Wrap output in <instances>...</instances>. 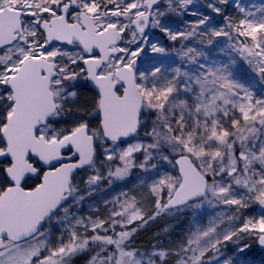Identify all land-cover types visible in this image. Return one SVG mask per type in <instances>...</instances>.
<instances>
[{"label":"snow or ice","instance_id":"1","mask_svg":"<svg viewBox=\"0 0 264 264\" xmlns=\"http://www.w3.org/2000/svg\"><path fill=\"white\" fill-rule=\"evenodd\" d=\"M192 4L0 0V264H239L264 249V213L244 214L264 209V4ZM135 169L140 194L80 214ZM186 210L175 246L133 243Z\"/></svg>","mask_w":264,"mask_h":264},{"label":"rangeland","instance_id":"2","mask_svg":"<svg viewBox=\"0 0 264 264\" xmlns=\"http://www.w3.org/2000/svg\"><path fill=\"white\" fill-rule=\"evenodd\" d=\"M206 3H207V0H193V4L190 5L189 7L193 10L210 11L206 8ZM239 3L245 8L259 7L260 5L264 4V0H239ZM227 11L229 14L235 13V9L232 7H229ZM165 19L173 20V21L181 20L180 17L171 16V15L168 17H165ZM187 19L191 20V19H195V17H192L191 15H189ZM175 26L184 27L186 25L182 23H177ZM150 37L153 41H159L160 43L165 44L171 49L172 47L171 42L166 41V38L163 37L158 31L151 32ZM176 47H179V45L177 44ZM217 58L222 59L223 57L217 56ZM256 94L264 95V84H260L259 82H257ZM143 178H144L143 173H141L139 169H135L131 173L130 177L127 179L126 183L117 181L116 184L119 186L114 187L112 191H108V185L105 182L102 185L103 190L98 189L96 193L94 194L93 199H86L84 201L83 212H81L80 214L81 215L103 214L104 208L102 204V199L111 198L112 196H115L119 191H130V192L135 191L138 194H140L142 191L140 187V180ZM96 201H101V203L98 206L99 212L95 210L97 207V205L95 204ZM90 205H92V207H90ZM145 206L150 207L148 205H145ZM216 212H217V209L208 207V206H205V208L202 210V213L200 210H197V214L203 216L204 223H207V221L212 216H214ZM262 213H264V209H261L258 205H252L251 208L244 210V214L246 216L259 217V215ZM159 218L161 217H158L157 219ZM162 218L165 221V225L157 229L155 232H153V234H151V237L149 239H145V241L135 244L136 247L140 248L141 250H151L152 245L160 244L161 242H163V245L165 248L175 246L179 242V240L184 237L185 233L188 231L190 222L192 220V212L186 210L180 213H173L172 215H165ZM249 249L246 250L245 254L248 251H251ZM234 251L235 249L232 247V245H229L226 255L231 256ZM241 256L238 257V262L240 261ZM257 260L261 261V263L264 264V255L262 257H259ZM169 264H173V261L171 260V258L169 259ZM239 264H247V262L245 261L244 263H239Z\"/></svg>","mask_w":264,"mask_h":264},{"label":"trees","instance_id":"3","mask_svg":"<svg viewBox=\"0 0 264 264\" xmlns=\"http://www.w3.org/2000/svg\"><path fill=\"white\" fill-rule=\"evenodd\" d=\"M176 213V212H174ZM154 220L153 222H150L145 228L141 229L139 233L133 238V243L138 244L140 242L145 241V239H149L151 237V234L155 232L157 229L163 227L165 225V221L162 217ZM251 251H248L245 255H242L240 257L239 263H244L245 261L247 264H260L261 261H258L257 259L259 257H262L264 255V252L258 251L256 248V244L252 243L250 249ZM258 261V262H257ZM75 264H83L82 259H76ZM262 264V263H261Z\"/></svg>","mask_w":264,"mask_h":264},{"label":"water","instance_id":"4","mask_svg":"<svg viewBox=\"0 0 264 264\" xmlns=\"http://www.w3.org/2000/svg\"><path fill=\"white\" fill-rule=\"evenodd\" d=\"M257 249L261 252H264V249L260 248V246L256 245Z\"/></svg>","mask_w":264,"mask_h":264}]
</instances>
